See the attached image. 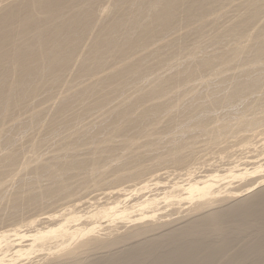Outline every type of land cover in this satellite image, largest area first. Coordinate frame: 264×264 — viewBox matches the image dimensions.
I'll return each mask as SVG.
<instances>
[{"label":"bare ground","instance_id":"1","mask_svg":"<svg viewBox=\"0 0 264 264\" xmlns=\"http://www.w3.org/2000/svg\"><path fill=\"white\" fill-rule=\"evenodd\" d=\"M0 264H264V0H0Z\"/></svg>","mask_w":264,"mask_h":264},{"label":"rangeland","instance_id":"2","mask_svg":"<svg viewBox=\"0 0 264 264\" xmlns=\"http://www.w3.org/2000/svg\"><path fill=\"white\" fill-rule=\"evenodd\" d=\"M200 140V139H199ZM199 145H197V146H200V145H203L204 144V142L203 141H201L200 143H198ZM215 151V150H214Z\"/></svg>","mask_w":264,"mask_h":264}]
</instances>
